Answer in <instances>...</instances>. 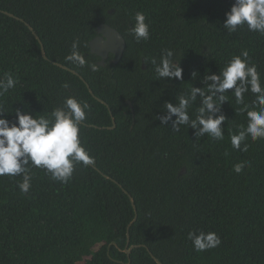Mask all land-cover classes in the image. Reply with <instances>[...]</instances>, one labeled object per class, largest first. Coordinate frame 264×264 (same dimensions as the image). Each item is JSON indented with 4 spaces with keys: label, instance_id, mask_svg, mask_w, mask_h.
Masks as SVG:
<instances>
[{
    "label": "trees",
    "instance_id": "16d2710c",
    "mask_svg": "<svg viewBox=\"0 0 264 264\" xmlns=\"http://www.w3.org/2000/svg\"><path fill=\"white\" fill-rule=\"evenodd\" d=\"M234 3L0 0V78L8 73L16 80L0 96L6 118L15 122L16 110L50 118L74 97L88 105L80 141L94 160L88 166L76 163L67 183L29 165L27 194L18 186L23 175L0 177V264H158L156 259L162 264H264V139L248 136L241 150L230 139L240 126L247 127L245 105L259 111L255 95L249 91L244 104H237L234 90L225 94L224 139L219 141L207 134L196 137L187 125L175 131L171 121L163 125L157 119L165 115V103L175 106L192 87L203 88L205 74L218 75L244 50L264 86V34L246 25L233 33L223 27ZM137 12L145 15L150 32L139 43L130 34ZM104 24L126 41L118 64L111 55L100 66L101 58L91 52L90 42ZM74 41L87 61L84 67L66 59ZM169 50L183 80L163 79L155 71ZM97 98L108 104L114 129H109V108ZM199 106L198 97L188 109L191 119ZM238 163L244 165L239 174L233 170ZM125 191L138 213L130 230L136 212ZM128 232L129 247L134 246L130 257ZM190 232H213L222 243L197 252Z\"/></svg>",
    "mask_w": 264,
    "mask_h": 264
},
{
    "label": "clouds",
    "instance_id": "9594fccd",
    "mask_svg": "<svg viewBox=\"0 0 264 264\" xmlns=\"http://www.w3.org/2000/svg\"><path fill=\"white\" fill-rule=\"evenodd\" d=\"M135 26L130 29V34L139 43L150 38L149 25L143 12H137ZM246 25L249 31L264 34V0H235L230 12L226 14L223 27L229 32H236L238 27ZM73 51L66 59L79 66L87 64L84 56L78 51L79 41H74ZM173 52L166 51L161 57L160 64L155 71L163 79L183 80V69L179 63L172 60ZM153 60V64H155ZM92 71L97 70V65H87ZM196 73L193 74V77ZM203 88L192 87L190 93L180 95L178 103H165V115L157 117L163 125L172 122L175 131L181 125H187L195 130L196 137L209 135L214 140L224 139L226 117L221 113L223 105L228 102L226 93L231 94L237 104H244V96L249 91L255 95L253 106H259V111L248 110L245 105L241 111H246L248 124L240 126L238 134H232L231 145L236 150H241V143L250 136L253 141L264 139V86L257 67L249 62V53L244 50L240 56L233 57L226 67L217 74H205ZM16 85V80L11 74L6 73L0 78V96L8 93ZM68 87L67 84L64 85ZM199 97L200 106L191 119L188 109ZM88 105L74 97H68L63 108L54 109L50 118L43 115L33 117L16 110L15 122L6 118L3 105H0V177L23 175V182L19 189L27 194L31 188L32 176L30 168H39L50 174L54 181L67 183L75 170L76 163L88 166L94 160L81 146L80 127L86 119ZM173 117L176 119L173 121ZM244 151H247L245 145ZM244 165L238 163L234 171L239 174ZM188 238L192 241L197 252L218 247L222 241L213 232H190Z\"/></svg>",
    "mask_w": 264,
    "mask_h": 264
},
{
    "label": "water",
    "instance_id": "95a60500",
    "mask_svg": "<svg viewBox=\"0 0 264 264\" xmlns=\"http://www.w3.org/2000/svg\"><path fill=\"white\" fill-rule=\"evenodd\" d=\"M6 14L10 17H15L10 13H6ZM30 29L33 31V29L31 27H30ZM97 34H98L97 37L90 42V47H91L92 54L97 55L99 58H101L99 65L105 66L110 55L115 56V60L113 62L115 64H118L121 61V59L123 58V55L125 53L126 46H127L123 35L118 30H116L115 28H112L111 26L106 25V24L98 27ZM34 35L37 38V40L41 43V49H42L43 57L45 59H47L43 43L41 42L39 36H37V34L35 32H34ZM57 65H59L60 67L66 69V70L71 71L72 73H74L77 76H80L77 72H75V71H73V70H71V69H69V68H67L61 64H57ZM81 79L84 80L82 77H81ZM86 85H87L88 89L90 90L91 94L94 95L93 91L90 88V85L89 84H86ZM97 100L109 108L108 104L105 101L101 100L100 98H97ZM109 110H110V108H109ZM110 113H111V116L113 119V127L109 128V129H114L116 127V121H115V118H114L111 110H110ZM107 178H109V177H107ZM125 192L127 193V191H125ZM128 195H129V198L131 199V202H132V204L135 208V212H136L135 219L133 220V222L129 226V230H130V228L133 226V224H135L138 220V213H137V208L135 206V202H134L133 197L130 194H128ZM128 237H129L128 249L125 252L130 257L131 252L134 249V246L129 247V244H130L129 232H128ZM156 262L158 264H162L158 259H156ZM129 264H130V262H129Z\"/></svg>",
    "mask_w": 264,
    "mask_h": 264
},
{
    "label": "flooded vegetation",
    "instance_id": "af4514ba",
    "mask_svg": "<svg viewBox=\"0 0 264 264\" xmlns=\"http://www.w3.org/2000/svg\"><path fill=\"white\" fill-rule=\"evenodd\" d=\"M111 56V55H110ZM110 58V57H109ZM131 102H128V105H130L132 116L135 117V110L133 108V104ZM124 114L128 116V113L125 111Z\"/></svg>",
    "mask_w": 264,
    "mask_h": 264
},
{
    "label": "rangeland",
    "instance_id": "374dc122",
    "mask_svg": "<svg viewBox=\"0 0 264 264\" xmlns=\"http://www.w3.org/2000/svg\"><path fill=\"white\" fill-rule=\"evenodd\" d=\"M99 247H100V246H97V247H96V250H98V249H99Z\"/></svg>",
    "mask_w": 264,
    "mask_h": 264
}]
</instances>
